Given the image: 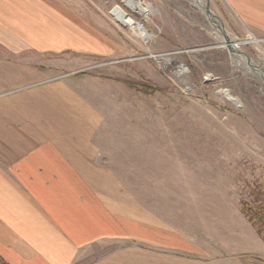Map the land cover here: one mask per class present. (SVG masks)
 Wrapping results in <instances>:
<instances>
[{
    "label": "rangeland",
    "instance_id": "obj_1",
    "mask_svg": "<svg viewBox=\"0 0 264 264\" xmlns=\"http://www.w3.org/2000/svg\"><path fill=\"white\" fill-rule=\"evenodd\" d=\"M82 1L112 28L116 45L103 55H41L60 76L24 86L39 88L41 133L102 159L112 174L89 182L202 250L183 257L206 262L240 250L253 230L264 240L255 211L261 200L264 212V36L239 27L221 0H208L211 17L195 0H138L140 13L123 0ZM121 11L150 35L123 27ZM215 24L259 72L227 50Z\"/></svg>",
    "mask_w": 264,
    "mask_h": 264
},
{
    "label": "crops",
    "instance_id": "obj_2",
    "mask_svg": "<svg viewBox=\"0 0 264 264\" xmlns=\"http://www.w3.org/2000/svg\"><path fill=\"white\" fill-rule=\"evenodd\" d=\"M221 1L264 36V0ZM97 14L82 0H0V264H264L255 230L206 262L181 256L202 250L89 182L112 172L87 147L41 133L39 88L26 87L60 77L41 55L109 53L113 30Z\"/></svg>",
    "mask_w": 264,
    "mask_h": 264
},
{
    "label": "bare ground",
    "instance_id": "obj_3",
    "mask_svg": "<svg viewBox=\"0 0 264 264\" xmlns=\"http://www.w3.org/2000/svg\"><path fill=\"white\" fill-rule=\"evenodd\" d=\"M196 1V3L200 6V8L201 9H203L204 10V5H203V3H202V0H195ZM123 3L127 6V7H129L131 10H133V11H135V12H142V6L139 4V2H138V0H124L123 1ZM207 14V13H206ZM208 16H210L211 17V14H207ZM117 21L123 26V27H127V28H129L131 31H133V33H135V34H138V35H140L141 37H143V38H146V37H148L150 34H149V32H147L144 28H143V26H141L138 22H136L135 20H133L132 19V17L128 14V13H126L125 11H121L119 14H118V16H117ZM215 26L218 28L219 27V25H217V24H215ZM225 29V28H224ZM224 29L222 28V29H219L218 28V31L220 32V33H222V34H224V32H226L227 33V31L225 30L224 31ZM228 34V33H227ZM229 35V34H228ZM230 39V38H229ZM230 44H231V46L233 47V55L234 56H236V57H238L239 58V60L246 66V67H248V68H251V69H253L254 71H256L257 72V70H255L254 68H253V65L252 64H248V60H247V57L244 55V54H242V51L239 49V47L237 46V44L236 43H233V42H231L230 41ZM168 62V61H167ZM258 72H259V70H258ZM259 73H261V75L263 76V78H264V73L262 72V71H260ZM226 99V98H225ZM233 103H235V102H233ZM237 103V102H236Z\"/></svg>",
    "mask_w": 264,
    "mask_h": 264
},
{
    "label": "trees",
    "instance_id": "obj_4",
    "mask_svg": "<svg viewBox=\"0 0 264 264\" xmlns=\"http://www.w3.org/2000/svg\"><path fill=\"white\" fill-rule=\"evenodd\" d=\"M124 83V82H123ZM125 85L129 88H138L139 90H142V91H145V92H154L155 91V88L153 86H148V85H139V84H133L131 82H126L125 81ZM259 191L262 192V198L264 199V187L262 188H258ZM259 207V210H255L257 211V215L260 217V218H264V212H263V209L261 208L263 206V202L261 200L258 201V204H257ZM241 210L243 212V214L250 220V221H253V219L249 216L251 214V211H252V207H249L248 205H246L245 203L241 205ZM263 212V213H262ZM259 232H260V235L262 237H264V232H261V230L259 229Z\"/></svg>",
    "mask_w": 264,
    "mask_h": 264
},
{
    "label": "water",
    "instance_id": "obj_5",
    "mask_svg": "<svg viewBox=\"0 0 264 264\" xmlns=\"http://www.w3.org/2000/svg\"><path fill=\"white\" fill-rule=\"evenodd\" d=\"M205 1H206V5H205V8H204L205 12L207 14H211V16H213V13L211 12V10L208 7V3H207L208 0H205ZM218 28L219 29H222V28L224 29V25L222 24ZM224 31H225V29H224ZM223 40H224V45L226 46L227 50L230 51V52H233V47L230 44L229 35L226 32H224V34H223ZM247 60L249 61L248 64L250 65L251 64V60L249 58H247ZM253 68L255 70H257V71L259 70L258 66H256V65H253Z\"/></svg>",
    "mask_w": 264,
    "mask_h": 264
}]
</instances>
